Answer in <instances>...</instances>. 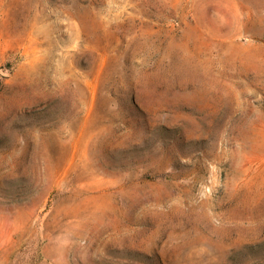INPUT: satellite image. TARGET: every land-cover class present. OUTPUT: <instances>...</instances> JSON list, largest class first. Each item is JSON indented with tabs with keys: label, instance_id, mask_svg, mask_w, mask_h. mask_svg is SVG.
Listing matches in <instances>:
<instances>
[{
	"label": "rangeland",
	"instance_id": "374dc122",
	"mask_svg": "<svg viewBox=\"0 0 264 264\" xmlns=\"http://www.w3.org/2000/svg\"><path fill=\"white\" fill-rule=\"evenodd\" d=\"M0 264H264V0H0Z\"/></svg>",
	"mask_w": 264,
	"mask_h": 264
},
{
	"label": "bare ground",
	"instance_id": "6f19581e",
	"mask_svg": "<svg viewBox=\"0 0 264 264\" xmlns=\"http://www.w3.org/2000/svg\"><path fill=\"white\" fill-rule=\"evenodd\" d=\"M255 5V4H254ZM263 11V10H262ZM258 12V11H257ZM262 22V21H261ZM263 27V26H262Z\"/></svg>",
	"mask_w": 264,
	"mask_h": 264
}]
</instances>
